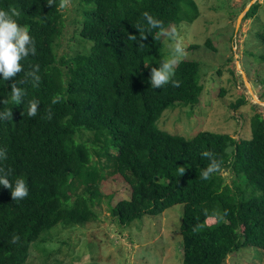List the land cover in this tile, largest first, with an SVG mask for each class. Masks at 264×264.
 I'll return each instance as SVG.
<instances>
[{"label": "trees", "instance_id": "16d2710c", "mask_svg": "<svg viewBox=\"0 0 264 264\" xmlns=\"http://www.w3.org/2000/svg\"><path fill=\"white\" fill-rule=\"evenodd\" d=\"M80 1L81 51L59 56L62 9L46 0H0V9L17 10L15 19L37 48L22 61L21 73L0 81V111L12 112L0 121V148L7 153L0 169L10 181L23 177L29 190L13 201L11 190L0 186V264H26L42 235L60 224L93 221L109 180L130 191L127 200L111 206L122 225L183 206L182 264H224L247 248L264 258V118L255 114L251 138L239 140L209 131L187 139L158 127L166 110L195 107L203 93L201 65L193 60L175 66L179 87L152 89L149 83L151 68L163 59L167 30L199 18L195 0ZM257 8L251 6L247 17ZM145 11L166 32L153 29L141 38L136 27L147 28ZM260 38L264 46V32ZM34 65L40 81L18 85L25 96L13 105L9 84ZM53 96L60 97L56 104ZM31 99L40 102L35 118L23 114ZM202 151L220 163L206 181L198 178L209 162ZM226 171L234 175L231 184ZM195 225L201 227L194 232Z\"/></svg>", "mask_w": 264, "mask_h": 264}, {"label": "rangeland", "instance_id": "374dc122", "mask_svg": "<svg viewBox=\"0 0 264 264\" xmlns=\"http://www.w3.org/2000/svg\"><path fill=\"white\" fill-rule=\"evenodd\" d=\"M195 2L199 18L167 30L162 58L170 59L179 42L184 54L176 65L182 60L200 63L203 93L195 107L175 105L166 110L158 127L187 139L203 131L250 139V119L255 114L264 118V46L260 38L264 32V0ZM254 4L259 8L253 17H247ZM80 8V0H65L64 31L56 48L59 56L81 51ZM173 31L175 38L169 35ZM221 91H225L224 96ZM232 105L238 107L233 109ZM223 175L231 184L233 173L226 171ZM101 191L104 196L95 206L93 221L60 224L43 234L31 248L26 264H182V205L122 225L113 217L111 206L127 200L129 189L109 180ZM224 264H264V258L261 252L247 248L229 255Z\"/></svg>", "mask_w": 264, "mask_h": 264}, {"label": "clouds", "instance_id": "9594fccd", "mask_svg": "<svg viewBox=\"0 0 264 264\" xmlns=\"http://www.w3.org/2000/svg\"><path fill=\"white\" fill-rule=\"evenodd\" d=\"M46 3L50 6H58L59 9L65 8V0H59V4L56 5V0H46ZM18 16V12L15 8H9L8 10L0 9V81H9L10 78L16 76L17 73L23 71L22 61H25L30 55H36L37 48L34 39L29 35L28 29L19 24L15 19ZM144 21L147 25L146 29L141 26L136 28L139 30L140 37L143 38L147 34H151L153 29L163 33L166 32L163 22L154 18L147 11L142 13ZM175 38L174 31L169 33ZM139 46H143V42L137 41ZM184 54V49L179 42L175 43L172 57L170 59H161L157 67H152L149 77V83L152 89H162L163 86L171 84L173 87H179L180 81L174 79L175 65L179 58ZM39 65L32 66L30 71H24L23 79H16L9 84L10 87V99L14 104H20L25 96V89L18 85H23L26 82L31 81L35 86L40 81L38 75ZM59 96H53L51 99L52 104H56L59 101ZM39 100H28L24 105V112L29 118H35L38 114ZM11 110L0 111V121L11 119ZM201 156L208 159L206 167L200 170L198 178L201 180H208L213 173L217 172L220 168L219 161L214 157L211 151H202ZM7 159V153L3 148H0V161ZM181 173H184L185 168L181 167ZM0 186L11 190V197L13 201L23 200L29 194L28 186L23 177L16 178L14 181H10L8 174L0 169ZM201 225L193 226L195 232ZM16 236L12 237V242L15 243Z\"/></svg>", "mask_w": 264, "mask_h": 264}]
</instances>
